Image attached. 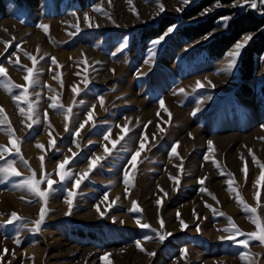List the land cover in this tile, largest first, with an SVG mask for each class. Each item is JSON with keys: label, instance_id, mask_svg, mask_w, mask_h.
Returning <instances> with one entry per match:
<instances>
[{"label": "rangeland", "instance_id": "rangeland-1", "mask_svg": "<svg viewBox=\"0 0 264 264\" xmlns=\"http://www.w3.org/2000/svg\"><path fill=\"white\" fill-rule=\"evenodd\" d=\"M197 1L191 0L190 4L184 5L183 0H159L164 4L165 11L157 16L159 7L153 0H131V4L128 0H111V3L109 0H98L93 6L85 8L79 0H24L22 4H16L14 0H0V41L11 42L7 52H4V44L0 43V53H4L0 56V64L7 68L11 80L16 84L25 83V73L10 64L8 59H16L11 56L16 52V45L23 50L17 53L21 64L29 67L31 61L23 52L37 55L38 59L40 55L47 54L46 59L37 66L41 73V83L36 89L41 93L37 114L41 124L34 125L31 130L25 127L22 123L24 117L19 114L11 95L0 88V106L5 109L16 135L23 140L22 155L38 174V157L45 153L35 147L37 142L45 145L46 171L52 173L53 179H58L55 175L57 163L64 155L71 156L69 148L78 153L69 168L74 173H80L87 169L89 158L104 154V145L112 148V145L103 139V134L109 128L112 130L113 140L120 135V127L117 125L123 126L127 122L126 118L131 119L128 126L132 129L125 140L113 149L112 154L102 161L101 166L94 169L89 179L81 185L71 215L65 216L68 209L64 203L67 190L71 188L69 181L63 188L57 186V191L50 197L49 213L41 233H32L18 224L0 227V251L4 247L10 250L4 258L5 264L9 261L10 264H102L99 258L104 253L111 254L109 259L112 264H245V261L239 258L242 252H250L257 264H264V246L253 241L249 249H244L238 243L219 240L221 235L227 233L218 231L228 226V216H231L242 230H254L247 214L236 202L234 194L228 191L226 181L229 179L228 174H233L245 201L251 206H256V188L253 187V182L259 176L260 169L252 162L248 148L264 163V140L259 139L264 137V128H261V125H264V57L256 59V73L248 83L253 89V94L246 97L238 92L241 81L240 60L245 48L257 34L251 33L254 34L253 39L242 49L237 67L231 73L225 69L230 59L227 53L234 50V46L220 60L209 57L202 47L228 31L229 23L235 16L232 14L234 10L262 13L264 6L251 9L246 5L241 8L232 7L233 3L222 5L218 1L202 11L207 12L206 15L199 13L188 20L183 19V15ZM239 3H244V0H239ZM98 6L110 14L111 20L93 10ZM132 8H135V13ZM177 8H182L183 11L178 12ZM226 10L231 11L225 15L231 17L227 27L218 19L217 28L209 32L212 35L208 39L204 37L209 33L192 41L180 35L179 29L182 26L199 23ZM84 13H88L99 27L88 28L83 22ZM77 17L80 18L81 31L75 36H69V32L75 31L71 26L78 22ZM165 17L178 19L174 24L177 28L156 46L155 59H148L152 41L160 36L153 39L144 38L147 33L145 30L149 32ZM40 24L50 26L48 34L39 27ZM35 33H40L43 41L32 43L30 39ZM61 33L65 36L64 39L61 38ZM60 52L71 54L68 57H60ZM53 56L63 67L51 65L50 57ZM85 58L90 65L87 75L91 82L87 88L81 83L85 75V65L82 63ZM145 60L148 62L145 63ZM49 68H52V71H49ZM57 72L64 82L63 89L59 81L52 78ZM197 80L204 83L205 87L193 92ZM207 80H211L215 87L208 85ZM44 85L60 93V100L65 108L73 102L72 86L78 85L82 89L73 108L69 124L71 131L66 132L64 129L63 114L48 108V96L52 93H49ZM180 88H184L187 95L179 94ZM18 91L14 90L13 94ZM100 96L105 99L103 108L99 104ZM160 99L165 101L166 107L172 113L170 121L159 107ZM92 105H95L96 126L93 128L89 123L81 130L80 136L76 137L80 145L77 148L73 144V134L79 123L87 118L86 113ZM197 107L200 111L196 116H192L191 113ZM45 109L52 129H48L43 123ZM157 112L160 113L159 116ZM137 118L140 120L139 124L136 122ZM149 121L151 124L145 129L144 125ZM157 125L166 131L161 133ZM49 131H52V136L57 142V151L48 150ZM144 133L149 137L147 147L150 151L146 150L138 157V160L143 162L138 163L134 187L129 188L130 195L126 197L123 171L129 167L127 162L137 150ZM153 134L156 135L154 141ZM208 141L213 142L214 152L211 155L220 163L219 169L214 167L211 161L203 159L209 154ZM7 143V135L0 132V145ZM173 145H178L179 158L170 156ZM241 155L249 166L247 183L241 172ZM8 158L17 160L16 166L23 175H30L19 159L15 156ZM180 158L183 159L184 173L181 175L178 190H174L176 185L169 176L179 174L176 165L180 164ZM5 162L0 161V167ZM205 176V187L217 197L219 204L206 193L199 191L197 180ZM19 179L13 177L3 180L0 174V222L7 220L12 211L28 220L38 218L41 204L30 194L13 187ZM161 188L167 192V196L160 191ZM118 189L119 193L116 192ZM260 192L264 202V186L260 188ZM105 193L109 195V202L116 197L120 199L107 211L105 218L101 219L95 205L100 204L101 211H105L106 203H101ZM4 195L14 200V204L9 201L3 203V199L7 197ZM21 195L33 202L26 203L19 198ZM160 198H163L162 207L158 210L156 200ZM133 200L143 209L142 214L128 212ZM205 202L226 215H213L212 210L205 207ZM194 210L199 214V220L193 217ZM158 211L165 221L164 231L172 232L173 235L163 244L155 239L143 241L145 235L154 237L155 234L139 228L134 217L141 215L142 223H149L152 228L159 230ZM177 212L190 225L185 231L180 230L179 221L176 219ZM261 214L264 215V212ZM112 217L116 218V223H112ZM121 220L124 221L123 224L119 222ZM197 223L202 230L200 233L195 230ZM17 236L21 239L20 245L14 243ZM138 239L142 241L145 249L155 251L157 255L148 257L141 253L134 243ZM185 248L188 249L186 259L182 252ZM12 251L15 256L11 255Z\"/></svg>", "mask_w": 264, "mask_h": 264}, {"label": "snow or ice", "instance_id": "snow-or-ice-1", "mask_svg": "<svg viewBox=\"0 0 264 264\" xmlns=\"http://www.w3.org/2000/svg\"><path fill=\"white\" fill-rule=\"evenodd\" d=\"M129 4H131V0H128ZM158 7L159 11L156 13L157 16H159L161 13L165 11L164 4L160 3L159 0H153ZM191 0H183L184 5L190 4ZM109 3H111V0H109ZM249 6L251 9H258L260 6H264V0H244V3H239V0H234L232 7H245ZM219 6V5H217ZM95 12L101 13L102 15L106 16L109 20H111V16L109 13H107L102 7H96L93 9ZM134 13L136 12L135 8L131 9ZM178 12L183 11L182 8L176 9ZM138 15V13H136ZM207 12H202L200 15H206ZM75 15V14H73ZM79 17H77V23L72 25L75 29L74 32H69V36H75L80 33L81 28L79 24ZM231 19L229 16L221 17L220 20L224 22V26L227 27V22ZM83 22L88 28H98L99 24L94 23L92 21V18L89 16L88 13H84L83 15ZM114 23V21H113ZM39 27L44 31L45 34H48L50 31V26L47 24H40ZM176 25H170L166 31L156 40L152 41V48L150 49V55L148 59L154 60L156 56V46L160 45L162 41L165 40L166 37H168L171 33H173L176 30ZM7 31V30H5ZM212 33H209L204 38L208 39L209 36H211ZM254 34H246L243 36L241 41H238L234 45V50L227 53V56L230 58L225 71L228 73H231L233 69L237 67V61L238 58L241 57L242 49L248 45V43L253 39ZM13 39H15L13 37ZM0 43L4 44V52H7L9 47L11 46L10 41H0ZM126 46V44L124 45ZM23 51L19 45H16V52H13L11 56H15L16 59L12 60L11 57H9V63L16 66L18 70H21L25 73L23 76V80L25 83L23 84H16L14 83L11 78L8 75L7 68L0 64V88H3L9 95H11V98L13 102L16 104V107L18 109L19 114L24 117V120L22 123L25 124V127L28 129H32L34 125L41 124L42 121L38 117L39 112V101L41 93L36 91V89L40 86V69L37 67L38 64L41 61H44L46 59L47 54L40 55L39 59L37 58V55H33L28 52H23L24 56L28 58V60L31 61V66L23 65L21 64L20 57L17 55L18 52ZM37 53H39V48L37 49ZM4 53H0V56H3ZM51 65L56 66L57 68L63 67L62 65L58 64V61L56 57H50ZM148 60H145V63H147ZM82 63L85 65L83 71L85 73L84 78L82 79L81 83L84 85L85 88L90 84V80L88 78V68L90 65L88 64L87 59L85 58ZM99 63V62H97ZM49 71H52V68H49ZM113 73L115 70H112ZM79 75V73H77ZM142 75V74H141ZM53 80H57L60 83L61 89L64 87L63 80L60 79V74L57 72L53 75ZM207 84L211 87H215V85L212 83L211 80H207ZM48 89L49 93H52L48 96V100L50 103L48 104V108L52 109L54 111H57L60 114H63L64 117V129L66 132L71 131L69 124L71 121V117L73 114V108L78 102L76 100V97L80 96L82 89L78 85H73L71 88V91L73 93V102L72 105L65 108V106L61 103L60 100V93L56 92L55 89L51 88L48 85H44ZM205 87V84L202 83L200 80H197L195 82V88H193V92L197 91L198 89H203ZM14 90H19L17 94H13ZM31 90V92H30ZM179 94H185L187 95L184 88H180L178 90ZM35 97V98H33ZM99 104L103 108L105 105V99L103 96H100L99 98ZM208 99H211V97H208ZM79 103H83V101H79ZM159 107L161 110H163L164 113L167 114L169 117V121L171 120L172 113L170 110L166 107L165 101L163 99L159 100ZM94 109L95 105H92L91 108L86 113V119L79 123V126L75 129V132L73 134V144L76 145L77 148L80 147L79 141L76 139V137L80 136V132L82 129L85 128V126L89 123L92 124L93 128L95 125V118H94ZM107 111V109H105ZM200 111V108L197 107L195 111L191 113L192 116H196V114ZM160 113L157 112V116H159ZM127 122L123 126L117 125V127H120V135L116 139H111V128H109L104 134L103 139L105 141H108L112 148L109 149L107 145H104V154L103 155H93L91 158L87 160V169L80 172V173H74L70 168L69 165H71L74 160L78 157L77 152H72L71 148L68 149L69 152H71V156L64 155V158L60 160L57 163L56 169H55V175L58 176V179L52 178V173H49L46 171L45 168V145L37 142L35 144V147L39 150H41L42 154L38 157L39 159V167L40 172L39 174L35 169L31 167L29 164V161L24 158L21 152V144L23 143V140L21 137H18L16 135L15 129L12 127L11 121L8 118V115L5 111V109L0 106V132H4L8 137V143L6 145H0V161H6L2 167H0V174L3 176V180H8L9 178H20L17 183L13 185L14 188L23 190L24 192L30 194L32 197L36 198V202H39L41 204V207L38 212V218L35 220H28L26 217H23L19 215L17 212L12 211L8 217L7 220L0 222V227H7V226H15L19 225L23 229H27L32 233H41L43 231V226L46 222V217L49 213V200L50 197L57 191V186L60 188H63V186L67 182H71V188L67 190L66 198L64 199V203L67 205V212H65V216H69L73 212L74 202L76 200L78 190L80 189L81 185L89 179L90 173L94 171L98 166H101L102 161L106 160L111 154L113 149L116 148L118 144H120L122 141L125 140V138L128 136V134L132 131L131 128H129V124L131 123L130 118H126ZM137 124L140 123L139 118H137ZM43 123L46 125L48 129H52V125L48 118V112L47 109L44 110V116H43ZM167 123V122H166ZM151 124V121L148 122V124L144 125L145 129L148 127V125ZM158 130L163 133L166 131L165 128L161 127L160 125H157ZM261 128H264V125H261ZM49 140H48V150L51 151H57V142L55 138L52 136V131L48 132ZM156 139V135L153 134L152 140L154 141ZM260 140H264V137H259ZM91 143V142H90ZM149 143V137L146 133L142 134L139 145L137 150L131 155L130 159L128 160V168H125L123 171V183L125 185V196L127 197L130 195L129 188L134 187V181H135V174L137 172V166L138 163H142L143 161H139L138 157L141 156L143 152L150 149L147 147ZM178 145H173L170 149V156L178 157L179 153L177 151ZM214 152V146L212 141H208V153L203 157L204 161H211L214 167L219 169L221 167L220 163L213 158L211 155ZM248 154L251 156L252 162L260 169L259 176L255 179L253 182V187L256 188L254 199L256 200V206L249 205L243 196L241 195V192L239 191L236 180L233 176V174L229 173V179H227V187L228 191L230 193L234 194L236 202L241 206L242 210L247 214V219L251 222V224L254 226V230L252 231H244L242 230L233 220L231 216L227 217L228 220V226L218 229V231L227 233V235H221L219 237V240L221 241H232L233 243H238L240 246H242L244 249H249V245L251 242L255 241L258 242L259 245L264 246V215L261 213L264 212V202H262L261 199V192L260 188L264 186V163H261L260 160H258L257 156L254 154L253 150L251 148H248ZM15 156L17 159H19L20 162L28 169V172L30 175H23L21 173L16 164V159H9L8 157ZM241 161H243V167L241 168V172L244 175L245 182L247 183L249 179V166L248 162L245 159L243 155L240 156ZM181 162L180 164L176 165V167L179 169V174L176 176H169V179L174 182L176 185V189L178 190L180 183H181V175L184 173V165H183V159L180 158ZM207 177H200L198 178L197 182L200 185L199 191L201 193H206L209 197L212 198L213 201H215L217 204H219V200L217 197L209 191L207 187H205V181ZM42 185H46L45 187H42ZM159 187V186H158ZM161 192H164V190L161 188ZM164 196H167V192H164ZM21 200H24L26 203L31 204L32 200H26L24 195H21L19 197ZM120 199V197H116L115 200H112L109 202V195L108 193H105L103 196V201L101 203H106V209L105 211H101L100 204L95 205V210L98 214V216L103 219L105 218L107 211L111 210L112 207L117 203V201ZM162 200L163 198L157 199L156 204L158 206V210L160 207H162ZM205 207L212 210L213 215H219V216H225L226 214L223 211H217L213 205L208 204L205 202ZM129 213H135V214H142L143 209L139 206L138 202L133 200L131 202V207L128 209ZM193 217L197 220L200 219V216L198 213L193 211ZM112 223H116V218L112 217ZM136 225L145 230H150L155 234V236L145 235L142 239L143 241H152L155 239L159 243L163 244L165 240L168 237H171L173 235L172 232L164 231L165 229V221L162 216L159 215L158 211V223H159V230L152 228V226L149 223H142L141 219L142 216L138 215L134 217ZM176 219L179 221L180 230L185 231L187 230L190 225L181 218V214L179 212L176 213ZM121 224L124 223V221H119ZM195 230L197 233H200L202 230L200 228V225L197 223L195 225ZM242 237V239H238ZM14 243L16 245L21 244V239L17 236L14 239ZM136 248L141 252L146 254L148 257H155L157 253L155 251H148L142 246L141 240H135L134 241ZM9 249L7 247H4L2 251H0V264H5L4 258L6 255L9 254ZM183 255L185 259L187 258L188 249L185 248L182 250ZM11 255L15 256V252L12 251ZM111 256L110 253H104L100 256V260L102 261V264H112V261L109 259ZM239 258L242 261H245V264H257V261L253 258V255L250 252H242L239 255ZM7 264H10V261L7 262ZM222 264V262H221Z\"/></svg>", "mask_w": 264, "mask_h": 264}, {"label": "trees", "instance_id": "trees-1", "mask_svg": "<svg viewBox=\"0 0 264 264\" xmlns=\"http://www.w3.org/2000/svg\"><path fill=\"white\" fill-rule=\"evenodd\" d=\"M16 4H22L24 0H14ZM83 8L93 6L98 0H79ZM220 1L222 5H229L234 0H198L187 13L183 15V19L188 20L193 16L201 13L204 9L214 5ZM231 11H221L216 15L210 17L207 20L201 21L196 24H190L182 26L179 29L180 35L186 40L192 41L201 38L207 33L217 28V20L224 17ZM232 14H235L231 19L228 27V31L221 35L216 36L209 43L205 44L203 49L206 53L215 60L224 58L226 53L242 38L243 35L254 33L257 36L250 42L245 48L242 58L240 60V85L238 92L242 96L251 97L253 94L252 87L248 84L256 73V59L264 56V12L255 13L251 10L245 12H237L234 10ZM178 22L176 18L165 17L157 26L151 28L144 38H157L161 36L166 29ZM262 93L264 96V79ZM80 235V234H79Z\"/></svg>", "mask_w": 264, "mask_h": 264}, {"label": "bare ground", "instance_id": "bare-ground-1", "mask_svg": "<svg viewBox=\"0 0 264 264\" xmlns=\"http://www.w3.org/2000/svg\"><path fill=\"white\" fill-rule=\"evenodd\" d=\"M35 34H36V33H35ZM61 35H62L61 38L64 39L65 36H63L62 33H61ZM30 40H31L32 43H38L39 41H43V36H42L40 33H37V34L34 35ZM29 43H30V42H29ZM32 43H30V46H31L32 49H34L35 47L32 45ZM28 47H29V46H28ZM70 54H71V53H66V52H62V53L60 52V53H59L60 57H68V55H70ZM133 95L135 96V94H133ZM135 98H136V97H135ZM135 98H134V99H135ZM227 138H229V137H227ZM114 191H115V190H114ZM116 192L119 193V189H118ZM118 193H117V194H118ZM113 194H114V193H113ZM4 196H5V195H4ZM6 196H7V195H6ZM6 196H5V197H6ZM2 197H3V196H2ZM6 201H9L11 204H14V200H12V199L10 200V197H8V196H7L6 198H4L2 202H3V203H6ZM16 202H17V201L15 200V203H16ZM8 204H9V203H8ZM16 204H17V203H16ZM2 206H3V207H6L5 205H2ZM9 206H10V205H9ZM16 207H17V206H16ZM7 243H8V242H7ZM8 244H9V243H8Z\"/></svg>", "mask_w": 264, "mask_h": 264}, {"label": "crops", "instance_id": "crops-1", "mask_svg": "<svg viewBox=\"0 0 264 264\" xmlns=\"http://www.w3.org/2000/svg\"><path fill=\"white\" fill-rule=\"evenodd\" d=\"M264 56L260 57V58H263Z\"/></svg>", "mask_w": 264, "mask_h": 264}]
</instances>
